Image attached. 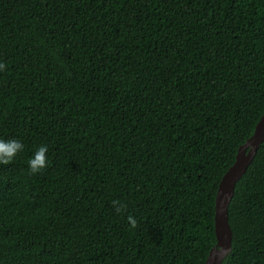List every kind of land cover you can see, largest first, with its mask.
Wrapping results in <instances>:
<instances>
[{
  "label": "trees",
  "instance_id": "16d2710c",
  "mask_svg": "<svg viewBox=\"0 0 264 264\" xmlns=\"http://www.w3.org/2000/svg\"><path fill=\"white\" fill-rule=\"evenodd\" d=\"M0 61V137L24 144L0 164V264L206 263L264 114V0H0ZM229 221L222 264H264V141Z\"/></svg>",
  "mask_w": 264,
  "mask_h": 264
},
{
  "label": "water",
  "instance_id": "95a60500",
  "mask_svg": "<svg viewBox=\"0 0 264 264\" xmlns=\"http://www.w3.org/2000/svg\"><path fill=\"white\" fill-rule=\"evenodd\" d=\"M264 141V114L253 135L240 146L234 164L222 177L216 196V245L210 250L205 264H222L232 249L233 231L229 221V205L238 181L247 171Z\"/></svg>",
  "mask_w": 264,
  "mask_h": 264
},
{
  "label": "clouds",
  "instance_id": "9594fccd",
  "mask_svg": "<svg viewBox=\"0 0 264 264\" xmlns=\"http://www.w3.org/2000/svg\"><path fill=\"white\" fill-rule=\"evenodd\" d=\"M6 65L4 62L0 61V71L5 69ZM24 148V144L19 138L0 137V164H9L12 162L16 155ZM48 164V145L45 143H40L37 145L31 155L27 159V166L29 169V174L37 173L47 167ZM112 205L115 207L116 212H122L126 208V204L123 202L113 199L111 201ZM127 220L130 222L131 227L137 225V220L134 216L128 215Z\"/></svg>",
  "mask_w": 264,
  "mask_h": 264
}]
</instances>
